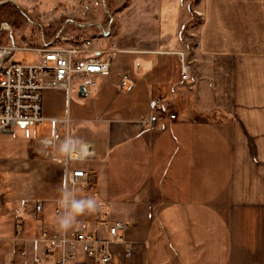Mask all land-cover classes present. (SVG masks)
Listing matches in <instances>:
<instances>
[{
    "label": "crops",
    "instance_id": "crops-1",
    "mask_svg": "<svg viewBox=\"0 0 264 264\" xmlns=\"http://www.w3.org/2000/svg\"><path fill=\"white\" fill-rule=\"evenodd\" d=\"M80 3L61 0V34L67 23L84 25L78 35L115 53L111 73L96 76L97 86L86 91L93 97L89 109L65 105L56 117L43 99L52 132L54 118L74 122L77 142L93 153L70 167L97 174L94 192L74 191L77 198H95L97 211L78 216L69 230L84 224L108 241L112 264H264V0H200L192 6L188 0H132L118 13L116 28L109 10L100 21L98 0ZM198 14L195 57L203 78L195 71L184 81L177 53L189 55L187 25ZM58 90L66 101L67 91ZM156 98L178 119L141 125ZM63 142L44 147L46 184L42 193L18 200L11 236L0 238V264H32L36 253L44 254L32 243L26 256L20 254L12 241L17 217L26 238L62 232L55 205L65 184ZM117 221L128 225L119 232L125 243L109 233ZM128 247L132 254L126 257ZM96 255L97 249L81 244L65 264H98ZM58 259L51 254L45 264Z\"/></svg>",
    "mask_w": 264,
    "mask_h": 264
},
{
    "label": "built area",
    "instance_id": "built-area-1",
    "mask_svg": "<svg viewBox=\"0 0 264 264\" xmlns=\"http://www.w3.org/2000/svg\"><path fill=\"white\" fill-rule=\"evenodd\" d=\"M4 28L10 29L8 26ZM102 31L104 34L109 32L106 28ZM20 51L36 54L37 60L30 62L28 57L17 59ZM114 53V50L96 48L95 38L65 33L59 34L54 41L42 45H31L25 39H21L20 34L12 36L11 43H0V133H13L16 129L27 130L45 122L43 94L47 89H63L70 92L75 85L86 91L95 88L96 76H107L111 73ZM177 54L181 61V79L189 81L194 73L192 61L188 60L183 51ZM126 85V81H121V89ZM151 107V115L142 120L141 125L154 127L161 118L177 119L176 112H169L170 108L160 98H156ZM52 120L54 125L52 135L41 137L39 144L45 148H54L62 139L63 141L67 139L73 144L74 149L71 152H64V182L69 188L79 185L87 189L94 182L90 171L81 167L72 168L70 164L88 160L92 155L91 147L88 144H79L76 138L70 135L68 120L56 118ZM59 126L64 128V133H61ZM81 146H86L84 155H81ZM28 202V199L23 200L24 205ZM35 207L37 211L42 210L41 203H37ZM61 211L57 202V215H60ZM127 227L128 225L121 221L109 226V233L115 242L125 243V237L119 232ZM15 230L12 239L20 241L24 236L20 217H17ZM29 240L36 249L41 243L45 244L44 255L36 253L32 264H45L47 256L56 253L59 254L56 264H65L67 260L75 257L76 250L81 244L91 252L97 249L98 264L113 263V254L107 247L109 242L97 239L84 224L74 230L62 231L60 234L42 230L30 239L23 238L22 242L27 243ZM131 252V247H128L126 255L130 256ZM20 254L26 256L27 249L25 247L20 249ZM6 264H13V260Z\"/></svg>",
    "mask_w": 264,
    "mask_h": 264
},
{
    "label": "rangeland",
    "instance_id": "rangeland-1",
    "mask_svg": "<svg viewBox=\"0 0 264 264\" xmlns=\"http://www.w3.org/2000/svg\"><path fill=\"white\" fill-rule=\"evenodd\" d=\"M79 1L82 6H85L88 0ZM98 1L100 3L98 5V9H100V21L102 20L104 22L106 20L105 10H109L115 18L114 28H116L115 24L117 23L118 13L127 7L132 0ZM199 1L200 0H188L191 6ZM95 9H97V6ZM79 16L84 17L83 14ZM201 18L202 16L198 14V17H193L191 23L187 25V37L191 44V49L189 55L185 52L188 60L192 61L194 73L197 71L198 79L203 78L198 70L197 58L195 57L196 49L200 44L199 31L197 30ZM64 20L65 18L61 19V0H0V43H11L12 36L20 34L21 39H25L31 45H42L44 41L48 42L56 37L57 34H61V21ZM81 20L79 19V21ZM89 20H91V18ZM67 24V28L69 29L65 34L73 33V35H78L80 30L85 28L84 25L75 23ZM5 26H8L10 29H5ZM88 27L96 30L95 25H89ZM20 57H28L30 62H35L37 60L36 54L28 51L18 52L17 59H20ZM79 90L80 88L78 85L73 86L70 92H66V95L69 97L66 101H64L61 90L49 89L45 91L43 99L49 114L60 117L65 105V107H67V105L72 106L74 111L76 108L81 112L89 109L92 104V93L83 96L79 95ZM60 131L61 133L64 132L63 129H60ZM69 131L71 136L75 138L81 137L80 134L76 132L74 122L70 124ZM51 135L52 126L49 122H43L27 130L16 129L13 133H0V238L2 240H6V238L11 236L13 229L10 221L12 217L15 216L16 210L20 207L18 200L23 197H28L32 193H42L43 186H45L46 182L43 180L45 176H43L41 170V161L45 160L44 152L46 151V153H48V150H45V148L39 144V139ZM92 157L93 153L88 159ZM85 169L90 171L94 180L93 184L87 189L79 185L70 188L73 192L82 190H87L88 192L95 191L97 174L93 169ZM25 199L29 200V198ZM55 213L57 214L56 205ZM23 238L26 237L23 236ZM23 238H21L20 241H13V239L12 241L19 243L20 249L25 247L28 253L27 246L32 242L29 240L27 243H24L22 242ZM44 247L45 244L41 243L39 250L44 249ZM125 256L129 257L126 255V251Z\"/></svg>",
    "mask_w": 264,
    "mask_h": 264
},
{
    "label": "clouds",
    "instance_id": "clouds-1",
    "mask_svg": "<svg viewBox=\"0 0 264 264\" xmlns=\"http://www.w3.org/2000/svg\"><path fill=\"white\" fill-rule=\"evenodd\" d=\"M73 149L74 145L70 144L67 139L62 143L60 148L65 153H69ZM86 150V146H81V155L86 154ZM58 204L62 210L58 216V226L64 232H67L74 226L78 216L97 211V201L95 198H77L76 194L66 184L61 189Z\"/></svg>",
    "mask_w": 264,
    "mask_h": 264
},
{
    "label": "water",
    "instance_id": "water-1",
    "mask_svg": "<svg viewBox=\"0 0 264 264\" xmlns=\"http://www.w3.org/2000/svg\"><path fill=\"white\" fill-rule=\"evenodd\" d=\"M80 90H81V95L85 96L87 93L86 90L84 88H81Z\"/></svg>",
    "mask_w": 264,
    "mask_h": 264
}]
</instances>
